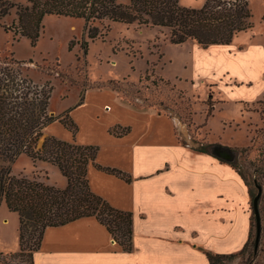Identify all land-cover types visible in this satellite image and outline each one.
<instances>
[{"label":"rangeland","instance_id":"374dc122","mask_svg":"<svg viewBox=\"0 0 264 264\" xmlns=\"http://www.w3.org/2000/svg\"><path fill=\"white\" fill-rule=\"evenodd\" d=\"M205 2L181 0V5L201 9ZM249 4L253 29L240 34L230 46L208 49L198 48L193 41L173 45L166 30L138 24H112L105 37L93 40L83 20L57 16L44 19L41 37L32 46L29 39L6 33L4 28H10L16 17L13 11L0 19V69H14L35 85L52 87L49 108L54 116L73 108L85 88L107 87L111 81L121 82L120 94L128 102L175 114L181 141L233 150L236 167L249 188L256 194L255 181L261 185L264 230V1L249 0ZM45 139L43 135L39 147ZM43 169L50 171L46 183L67 187L57 166L34 162L26 154L14 162L12 174L31 177ZM3 213L10 217L8 228L1 227ZM1 228L6 232L0 233V254H7L2 252L9 250L13 238V250H19V217L5 203L0 207V232ZM254 237L255 223L247 253L224 264H264V234L256 259L247 260L248 252L254 251ZM0 264L27 263L17 256L2 255Z\"/></svg>","mask_w":264,"mask_h":264},{"label":"crops","instance_id":"0c3cea01","mask_svg":"<svg viewBox=\"0 0 264 264\" xmlns=\"http://www.w3.org/2000/svg\"><path fill=\"white\" fill-rule=\"evenodd\" d=\"M71 109L77 135L55 122L44 130L45 138L98 146V165L131 177L127 183L93 165L88 169L92 192L133 214V251L123 252L95 218H83L47 229L34 264H210L206 252L243 250L251 234L249 188L230 164L181 141L175 114L136 106L95 85ZM113 129L128 132L117 136ZM3 215L1 227L8 228L10 217ZM12 241L0 255L19 252Z\"/></svg>","mask_w":264,"mask_h":264},{"label":"trees","instance_id":"16d2710c","mask_svg":"<svg viewBox=\"0 0 264 264\" xmlns=\"http://www.w3.org/2000/svg\"><path fill=\"white\" fill-rule=\"evenodd\" d=\"M13 11L16 17L10 28H4L6 33L13 32L14 35L27 38L32 46L39 41L43 21L48 16L83 20L88 36L93 40L105 37L112 24H138L166 30L173 45L193 41L202 49L230 46L240 34L254 27L249 0H206L201 9L183 7L181 0H0V19L11 16ZM120 83L111 81L107 87L120 93ZM166 84L170 85L168 81ZM52 91V87L35 85L19 71L0 69V207L5 203L19 217L20 249L10 257L17 256L26 260L27 264H34L35 254L41 248L47 229L62 227L83 218H95L107 228L123 252L131 253L133 214L113 207L93 193L89 185L88 169L93 165L127 183L131 182V177L98 165V146H81L75 141H63L54 136L46 138L42 146H38L44 130L55 122L71 131L74 137L79 132L78 125L71 117L72 109L59 116L51 113L49 107ZM209 106L211 114V101ZM110 132L121 136L128 130L118 133L113 129ZM192 146L197 152L212 154V144L193 140ZM22 154L34 162L44 161L57 166L68 181L67 187L61 189L47 184L48 174L14 176L12 166ZM220 161L230 164L249 188L243 174L236 167L237 157L233 162ZM257 184L255 181V187ZM249 194L252 201L249 241L236 254L206 252L210 264H224L227 260L244 256L253 238L254 223V251L248 252L247 260L252 263L256 259L257 222L253 200L258 189L255 194L249 188ZM263 234L262 227L261 239Z\"/></svg>","mask_w":264,"mask_h":264},{"label":"water","instance_id":"95a60500","mask_svg":"<svg viewBox=\"0 0 264 264\" xmlns=\"http://www.w3.org/2000/svg\"><path fill=\"white\" fill-rule=\"evenodd\" d=\"M211 152H212V155L226 162H233L236 159V153L233 150L220 146V145H213L211 148ZM256 187L258 189V194L253 200V206H254L256 222H257L255 253H257L259 250L261 234H262V222H261V216L259 212V203L262 197V188L258 184L256 185Z\"/></svg>","mask_w":264,"mask_h":264}]
</instances>
